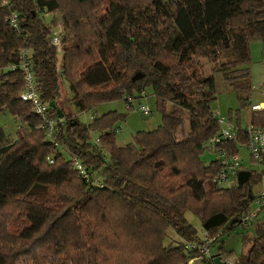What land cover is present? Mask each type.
Returning <instances> with one entry per match:
<instances>
[{
  "label": "trees",
  "instance_id": "obj_1",
  "mask_svg": "<svg viewBox=\"0 0 264 264\" xmlns=\"http://www.w3.org/2000/svg\"><path fill=\"white\" fill-rule=\"evenodd\" d=\"M12 13L18 28L8 21ZM54 26L62 53L49 43ZM257 38H264V0H0V112L18 122L8 143L0 133V264H215V256L226 264L232 251L207 255L198 247L241 225L254 235L243 237L247 253L236 264H264V207L249 226L241 222L264 169L242 163L232 185L212 181L223 150L248 152L238 111L237 138L208 145L221 128L211 106L213 74L221 72L239 104L250 106L249 47ZM23 49L41 99L56 104L51 136L20 100ZM63 79L82 112L107 101L134 103L152 89L162 124L119 145L115 130L125 115L80 122L60 108ZM250 117L264 127V110ZM206 149L217 158L209 164L201 158ZM188 210L202 223L200 237Z\"/></svg>",
  "mask_w": 264,
  "mask_h": 264
},
{
  "label": "rangeland",
  "instance_id": "obj_2",
  "mask_svg": "<svg viewBox=\"0 0 264 264\" xmlns=\"http://www.w3.org/2000/svg\"><path fill=\"white\" fill-rule=\"evenodd\" d=\"M96 8L95 6H92ZM50 18L49 14L46 16V20ZM55 27V26H54ZM249 50L251 52V78H252V91L253 94L250 99V106L247 108L242 107L239 104L238 97L236 92L230 89V85L227 81L223 78L221 72L213 74L211 71L210 64L206 61L202 62L204 67V71L206 75H212L214 80H216V93H217V100L213 101L211 106L213 111L218 113L220 116L222 115L226 119V123L231 124L232 126L237 125V118H235L236 112L238 111V118L241 121V128L247 127L250 124V113L253 112L252 106L259 104L261 102L264 103V91L262 90V86H264V38H257L256 40H252L250 43ZM59 57V56H58ZM62 93H61V102L60 108L67 112L69 115L76 116L80 122L84 124H88L91 122L92 118L101 117L104 115L105 112L110 111H118L121 114L125 115L124 120L121 122L119 121L116 126V133L115 136L117 138V144L125 146L133 141V137L135 133L138 131H151L156 129L160 124L161 121V113L155 106V97L152 95V89H147L146 96L142 97L139 101L136 100L133 103V108L128 110L126 109V103L122 100H116L113 102H103V104H99L97 107L91 108L89 111H80L77 110L73 104L71 103V90L68 86V81L63 79L61 81ZM146 104L149 109H151V115L142 114L138 111L137 107L139 104ZM231 113V120L228 116V113ZM16 118L9 114L7 111L0 112V133L5 135V143H8L9 140L14 138L17 130H18V122H16ZM94 139L96 138L95 134H92ZM11 137V138H10ZM11 141V140H10ZM240 154L244 157L245 167H251L254 170L262 171V163H252L250 164L248 161V156L246 154V149L241 147ZM68 157V155L66 156ZM202 161L205 164H209L211 160H215L216 154L214 153L213 149H206L205 152L201 155ZM234 182L233 177L229 179L224 185H232ZM187 220L192 224L198 232L199 237L203 234V226L194 213L190 212L189 210L186 213ZM173 230L169 232L171 237H175L173 235ZM248 235L252 237L254 235V229H245L244 227L239 226L237 230L232 233L226 232L222 237H220L218 242L213 243L210 247L211 253L219 254L221 251L227 253V251H232L233 254H225L224 261L226 264H236V258L242 252L245 254L247 253V249L245 250L242 247L243 237ZM179 239V238H178ZM29 263L28 260H24L22 264ZM21 264V263H20Z\"/></svg>",
  "mask_w": 264,
  "mask_h": 264
},
{
  "label": "built area",
  "instance_id": "obj_3",
  "mask_svg": "<svg viewBox=\"0 0 264 264\" xmlns=\"http://www.w3.org/2000/svg\"><path fill=\"white\" fill-rule=\"evenodd\" d=\"M8 21L12 24L14 28L19 27L18 23V15L12 13ZM61 27H52L50 29V45L53 46V48H56L59 53H62V47H61V41L63 39V34H61ZM20 58V69L23 72V75L25 77L24 82V91L20 94V100L23 102H28L32 106L31 109L33 113L38 115V117L41 118V124L39 125L41 128H43L46 132L47 136H51L52 132L55 128V122L56 118L51 117L49 110H50V104L44 102L40 95L39 91L37 90L36 84H35V76L31 71L32 64L29 61L28 56V50L23 49L21 52V55H19ZM16 68V65L12 66V69ZM262 90L264 91V86H262ZM141 99L142 97L146 96L145 91H142L140 94ZM131 98L128 99V103H126V109L130 110L133 108V103L130 101ZM139 101V100H138ZM138 111H140L142 114L145 115H151L152 111L147 107L146 104L142 103L139 104L137 107ZM252 110L254 112H260L264 110V104L261 102L259 104L253 105ZM217 118L220 121L221 128L219 130V134L212 136L209 141L208 145L210 147H215L216 144L220 143L222 139L228 140H235L238 136V130L237 127L232 126L231 124L226 123V119L218 113L215 114ZM247 130L248 134V153L252 157L253 161L255 163L262 162L264 159V127H256L253 126L251 123L247 125L245 128ZM220 160V172L215 178H212V181L214 183L224 185L226 182L229 181V178L232 177L236 173V169L241 166L243 163L242 157L239 155V153H235L234 155L227 154L224 150L219 155ZM77 168L79 171L86 177L89 178V176L84 172V169L82 165L76 163ZM264 207V189L262 192L257 194L255 200L252 202L251 211L241 217V222L244 224V226H249L252 222L255 221L259 211ZM215 237L210 238L208 236L205 237V246L201 245L198 247V249L204 254L209 255L210 249H208L209 245L213 243V240ZM191 248H195L194 245H190Z\"/></svg>",
  "mask_w": 264,
  "mask_h": 264
},
{
  "label": "crops",
  "instance_id": "obj_4",
  "mask_svg": "<svg viewBox=\"0 0 264 264\" xmlns=\"http://www.w3.org/2000/svg\"><path fill=\"white\" fill-rule=\"evenodd\" d=\"M262 103H263V102H262ZM263 104H264V103H263ZM245 128H246V127H245ZM246 154H247V156H248V161H249V163H250V162H251V161H250V156H249V153L247 152V150H246ZM241 157H242V154H241ZM244 164H245V162H244V157H243V164H242V166H245ZM251 164H252V163H251ZM261 169H264V164H263V166H262ZM261 182H262L261 184L257 185V186L255 187V189H253L255 195L259 194V193L262 192L263 189H264V176H263V179H262ZM263 215H264V211H263ZM261 216H262V215H261ZM220 258H221V257H220ZM221 262H222V261H221Z\"/></svg>",
  "mask_w": 264,
  "mask_h": 264
},
{
  "label": "water",
  "instance_id": "obj_5",
  "mask_svg": "<svg viewBox=\"0 0 264 264\" xmlns=\"http://www.w3.org/2000/svg\"><path fill=\"white\" fill-rule=\"evenodd\" d=\"M50 106H51L50 108H55L56 104L52 102ZM55 111L57 112L59 119L64 118L63 112H61L59 109H55ZM213 262H215V264H224L223 262H221V258L217 256L214 257Z\"/></svg>",
  "mask_w": 264,
  "mask_h": 264
}]
</instances>
